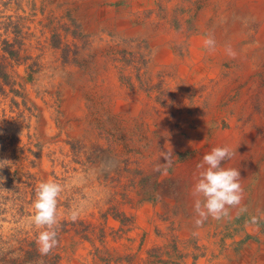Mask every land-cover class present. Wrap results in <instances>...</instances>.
<instances>
[{
  "label": "rangeland",
  "instance_id": "1",
  "mask_svg": "<svg viewBox=\"0 0 264 264\" xmlns=\"http://www.w3.org/2000/svg\"><path fill=\"white\" fill-rule=\"evenodd\" d=\"M224 146L247 212L197 228V165ZM2 160L0 264H264V0H0Z\"/></svg>",
  "mask_w": 264,
  "mask_h": 264
},
{
  "label": "clouds",
  "instance_id": "2",
  "mask_svg": "<svg viewBox=\"0 0 264 264\" xmlns=\"http://www.w3.org/2000/svg\"><path fill=\"white\" fill-rule=\"evenodd\" d=\"M204 47L210 52L215 50V40L209 36L204 40ZM227 53L235 57L236 53L229 48ZM235 153L227 146L214 147L205 154L202 162L197 165L198 176L191 190L194 198L193 210L195 213L194 225L201 227L211 217L214 220L230 218V209L237 208L239 214L247 212V207H240L243 200L240 171L237 168H225L223 162L231 160ZM165 163H158L154 171L167 174L172 166V152H162ZM11 165L8 160L0 161V169ZM0 181H3L0 179ZM64 188L55 180L41 181L35 189L33 201L34 214L32 223L39 229L36 245L41 255H48L59 244L57 226L60 222L58 213V198ZM83 206H77L70 212L69 218L76 221ZM264 220V212L252 216L250 223L257 225ZM258 230V229H257Z\"/></svg>",
  "mask_w": 264,
  "mask_h": 264
},
{
  "label": "bare ground",
  "instance_id": "3",
  "mask_svg": "<svg viewBox=\"0 0 264 264\" xmlns=\"http://www.w3.org/2000/svg\"><path fill=\"white\" fill-rule=\"evenodd\" d=\"M253 248V247H252ZM263 256V255H262ZM225 262V261H224ZM258 262V261H257ZM264 262V261H263ZM225 264V263H224Z\"/></svg>",
  "mask_w": 264,
  "mask_h": 264
}]
</instances>
